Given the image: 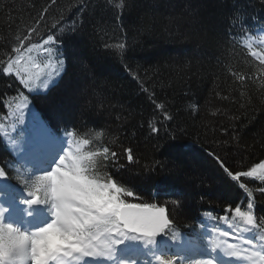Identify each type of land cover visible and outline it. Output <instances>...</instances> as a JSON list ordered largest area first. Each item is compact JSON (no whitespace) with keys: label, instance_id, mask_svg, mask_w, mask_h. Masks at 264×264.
I'll use <instances>...</instances> for the list:
<instances>
[{"label":"trees","instance_id":"obj_1","mask_svg":"<svg viewBox=\"0 0 264 264\" xmlns=\"http://www.w3.org/2000/svg\"><path fill=\"white\" fill-rule=\"evenodd\" d=\"M37 25L25 48L49 34L57 43L51 57L41 49L26 57L42 68L59 59L68 70L53 78L50 84L60 85L51 92L53 86L29 90L0 72V149L5 160L14 159H0V167L11 183L20 188L18 180L27 178L29 168L19 177L16 170L39 120L61 137L75 130L80 139L90 138L87 132L95 139L101 132L94 143L119 156L107 170L133 191L151 193L162 183L185 193L173 212L182 235L227 230L217 218L228 205L247 210L251 202L264 222V181H236L225 171L264 161V33L256 34L264 29V0H0V60ZM120 43L123 50L115 47ZM165 112L173 119H164ZM234 224L245 239L259 235L238 219Z\"/></svg>","mask_w":264,"mask_h":264},{"label":"snow or ice","instance_id":"obj_2","mask_svg":"<svg viewBox=\"0 0 264 264\" xmlns=\"http://www.w3.org/2000/svg\"><path fill=\"white\" fill-rule=\"evenodd\" d=\"M33 33H38V25L16 37L12 53L0 60V72L14 75L29 90L47 91L64 62L58 59L53 65L49 59L44 68L51 71L44 72L34 58L26 57L35 49L51 57V45L57 43L55 35L49 34L25 48ZM261 33L264 29L256 30ZM115 47L123 50L125 45ZM164 119L173 117L165 112ZM152 131L159 128L153 126ZM79 135L69 130L66 138L61 137L38 120L21 156V168L32 169L27 178L18 180L21 187L11 183L13 177L0 167V264H264V222L258 221L251 202L246 203L247 210L227 206L226 214L217 218L227 230H216L214 235L204 227L182 235L173 216L179 199L171 202V209L167 202H132L135 192L107 170L109 163L118 165L117 151L97 146L90 138L77 139ZM101 135L95 133V139ZM124 152L133 162L132 149ZM213 158L224 167L218 156ZM16 171L19 177L21 169ZM225 171L236 181L241 177L264 181V161L245 171ZM240 187L247 191L245 184ZM247 195L251 198L252 192ZM227 213L233 214L231 219ZM237 219L259 235L245 239L234 224ZM229 237L242 243H229L224 239Z\"/></svg>","mask_w":264,"mask_h":264},{"label":"rangeland","instance_id":"obj_3","mask_svg":"<svg viewBox=\"0 0 264 264\" xmlns=\"http://www.w3.org/2000/svg\"><path fill=\"white\" fill-rule=\"evenodd\" d=\"M85 90H89V88H86ZM72 97H73V96H69L68 100H69V99H72ZM75 99H76V101L78 100V102H79L78 104H80L81 107L84 106V108H86L87 104H83L82 102L79 101L78 98H75ZM81 100H83V99L81 98ZM84 100H85L86 103H87V98L84 99ZM70 102L72 103V101H70ZM75 106H76V105H75ZM166 201L169 202L170 200H166Z\"/></svg>","mask_w":264,"mask_h":264},{"label":"bare ground","instance_id":"obj_4","mask_svg":"<svg viewBox=\"0 0 264 264\" xmlns=\"http://www.w3.org/2000/svg\"><path fill=\"white\" fill-rule=\"evenodd\" d=\"M162 194V196H165V195H172V193H166V192H163V193H161ZM174 195V194H173ZM171 198H172V196H171Z\"/></svg>","mask_w":264,"mask_h":264}]
</instances>
